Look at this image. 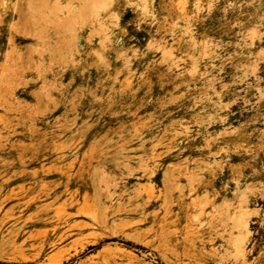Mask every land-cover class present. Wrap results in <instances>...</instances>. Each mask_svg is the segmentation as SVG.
Listing matches in <instances>:
<instances>
[{"label":"rangeland","instance_id":"1","mask_svg":"<svg viewBox=\"0 0 264 264\" xmlns=\"http://www.w3.org/2000/svg\"><path fill=\"white\" fill-rule=\"evenodd\" d=\"M0 264H264V0H0Z\"/></svg>","mask_w":264,"mask_h":264},{"label":"bare ground","instance_id":"2","mask_svg":"<svg viewBox=\"0 0 264 264\" xmlns=\"http://www.w3.org/2000/svg\"><path fill=\"white\" fill-rule=\"evenodd\" d=\"M149 195V194H148ZM241 207V206H240ZM241 215V214H240ZM242 218V217H241ZM237 219V218H236ZM238 220H239V218H238ZM238 222V221H237ZM234 224V223H233ZM242 225H241V228L242 229H246L247 228V222L244 220V222L243 223H241ZM238 227H240V226H238ZM233 228V227H232ZM238 229V228H237ZM248 230V229H247ZM240 231V230H239ZM237 234V233H236ZM238 236L236 237V239L234 240L235 241V243L234 244H232V245H234L235 246V248L237 249V252H242V249H243V245H242V243H241V240L242 239H240L241 238V236H240V234H237ZM233 239H234V236H233ZM232 239V240H233ZM233 241V242H234ZM232 242V243H233ZM233 246V247H234Z\"/></svg>","mask_w":264,"mask_h":264}]
</instances>
